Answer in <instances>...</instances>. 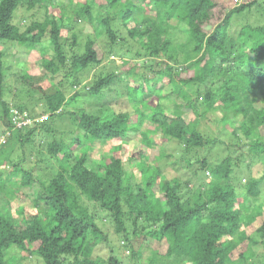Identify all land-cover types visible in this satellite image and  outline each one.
I'll use <instances>...</instances> for the list:
<instances>
[{
    "label": "trees",
    "instance_id": "1",
    "mask_svg": "<svg viewBox=\"0 0 264 264\" xmlns=\"http://www.w3.org/2000/svg\"><path fill=\"white\" fill-rule=\"evenodd\" d=\"M2 139L0 264H264V0H0Z\"/></svg>",
    "mask_w": 264,
    "mask_h": 264
},
{
    "label": "rangeland",
    "instance_id": "2",
    "mask_svg": "<svg viewBox=\"0 0 264 264\" xmlns=\"http://www.w3.org/2000/svg\"><path fill=\"white\" fill-rule=\"evenodd\" d=\"M79 2H84V0H74V4H76V5ZM103 9L107 11V10L110 9V7H108V5L106 4V5L103 6ZM40 15H43V14H40ZM255 16H256V13H253V14L250 15V18H251L252 23L255 21ZM242 25H243L242 24V20H240L239 22H234L233 23V26L231 28V32L237 34L238 31H240V28H241ZM88 30L89 29L87 28L86 29V32H89ZM101 44H102L101 46H103V40H101ZM12 60H13V62H16V65H18V66L19 65H21V66L24 65L25 66L24 69L26 68L29 71L31 69H33L34 67H40L42 65V62L39 60L38 55L37 54H31L30 55L26 51V49L24 47L19 48L17 51H16V49L13 50ZM115 60H116V62H117L118 65H122V59L121 58L116 57ZM32 66H34V67L32 68ZM37 69L38 68H36V70ZM35 72L37 73V75H40V77L42 78L41 80L43 82V85L49 91L50 90L49 89L50 88L49 81L51 79V74L46 73L44 71L43 72L42 71L39 72L38 70L35 71ZM60 80H61V75H58L56 77V81H60ZM9 84H14L12 79L9 81ZM114 92L115 91H113V92L112 91L111 92H106L105 100H102L101 103L99 101H93L91 103L85 104L84 105L85 109L86 110H89L90 112L96 113V111L99 109L100 106L105 105V102L106 101L110 102L113 105H115V103H120L122 101V99L119 100V98H117V96H115L116 93H114ZM12 99H13V96H11L9 98V100H12ZM258 106H261V104H259ZM98 112H100V110ZM44 118H46V117H44ZM42 120H44V119H42ZM29 122L30 121H27L26 123H29ZM202 124H203L202 128H204V127L207 128L206 126H204V123H202ZM208 129L211 130L210 127ZM226 140L229 141V139H227V138H226ZM232 144L234 145V143H232ZM133 145L134 144L132 142V144H130L131 148L133 147ZM96 149L97 148H95V151H96ZM95 151L92 154V156H93L92 160L98 161L100 159L101 155H100V153L95 152ZM222 152H223V154H226V153L229 152V150L228 151L226 150L225 152L223 150ZM27 153H28V156H29L28 157V160H30V161H32V163H34L35 160H36V156L35 155L34 156L31 155L30 152H28V151H27ZM1 168H3V164H0V169ZM173 174H174V172L172 170H169V175H173ZM35 190H36V187L34 189L31 188V187L26 188V193L29 195L28 196L29 198L23 200L21 197H19V200H18L19 205H27L30 208V212H28L27 216L32 215V212H31L32 211V208H33L32 201L35 199V193H34ZM15 205H17V203L16 202H13V207L14 208H15ZM9 252H11V251H9ZM125 253L128 255V251H126ZM10 256H11V259H15L16 257H20V254H18L15 251L13 253V251H12L10 253ZM10 261L11 262H14V260L13 261L10 260ZM160 261H161V264H173V262L171 260H168L167 258H164V257H162ZM24 264H35V263L34 262L27 261Z\"/></svg>",
    "mask_w": 264,
    "mask_h": 264
},
{
    "label": "built area",
    "instance_id": "3",
    "mask_svg": "<svg viewBox=\"0 0 264 264\" xmlns=\"http://www.w3.org/2000/svg\"><path fill=\"white\" fill-rule=\"evenodd\" d=\"M27 121H30L29 123H31V120H30V119L26 120L25 123H26ZM29 123H26V124H29ZM19 125H22V123H20ZM3 142H4V139L0 140V145H1Z\"/></svg>",
    "mask_w": 264,
    "mask_h": 264
}]
</instances>
